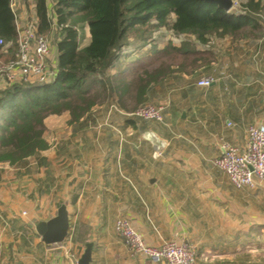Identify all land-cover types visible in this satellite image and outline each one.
<instances>
[{
    "label": "crops",
    "instance_id": "crops-1",
    "mask_svg": "<svg viewBox=\"0 0 264 264\" xmlns=\"http://www.w3.org/2000/svg\"><path fill=\"white\" fill-rule=\"evenodd\" d=\"M15 4L20 24L35 17L34 0ZM262 24L254 35L206 43L161 27L171 37L123 47L100 103L79 116H47L46 147L0 164V264H78L87 244L89 264H154L130 255L118 218L149 246L188 243L196 264H264V182L236 188L213 164L223 142L241 148L247 128L264 123ZM80 37L83 48L88 26ZM55 57L54 45L52 73ZM201 78L213 83L198 86ZM146 105L162 106V121L133 115ZM62 207L66 235L47 244L35 227Z\"/></svg>",
    "mask_w": 264,
    "mask_h": 264
},
{
    "label": "trees",
    "instance_id": "trees-1",
    "mask_svg": "<svg viewBox=\"0 0 264 264\" xmlns=\"http://www.w3.org/2000/svg\"><path fill=\"white\" fill-rule=\"evenodd\" d=\"M10 2L0 0V39L6 46V53L0 50L1 63L14 59L16 50ZM240 10L235 14L209 0H34L38 34L45 37L55 31L58 36L55 68L47 83L22 82L0 89V164L15 165L46 147L42 134L47 116L65 111L79 116L100 103L106 89L111 90L106 70L129 37L161 27L193 35L200 43L213 35H254L263 26L258 16L264 2L246 0ZM83 25L88 26L90 41L81 48Z\"/></svg>",
    "mask_w": 264,
    "mask_h": 264
},
{
    "label": "built area",
    "instance_id": "built-area-1",
    "mask_svg": "<svg viewBox=\"0 0 264 264\" xmlns=\"http://www.w3.org/2000/svg\"><path fill=\"white\" fill-rule=\"evenodd\" d=\"M10 6L15 16L16 50L14 59L0 64V89L22 82L47 83L53 75L48 67L50 44L44 36L38 34L35 17L20 24L15 11V0H11ZM5 48V43L0 39V50L6 53ZM212 83L211 78H201L197 85L208 87ZM162 111V106L146 105L137 108L133 115L162 121ZM221 150L222 155L213 164L234 187L255 189L264 182V123L247 128L243 147L223 142ZM114 230L133 257L141 256L154 264H196L195 248L186 242L164 241L159 247L149 246L127 218H118Z\"/></svg>",
    "mask_w": 264,
    "mask_h": 264
},
{
    "label": "water",
    "instance_id": "water-1",
    "mask_svg": "<svg viewBox=\"0 0 264 264\" xmlns=\"http://www.w3.org/2000/svg\"><path fill=\"white\" fill-rule=\"evenodd\" d=\"M217 3L226 11L231 10V0H209ZM36 232L41 236L43 242L47 244L61 242L67 232L68 222L64 207L58 210L57 216L48 222H41L36 225ZM91 244L86 245V249L78 261V264H89Z\"/></svg>",
    "mask_w": 264,
    "mask_h": 264
},
{
    "label": "rangeland",
    "instance_id": "rangeland-1",
    "mask_svg": "<svg viewBox=\"0 0 264 264\" xmlns=\"http://www.w3.org/2000/svg\"><path fill=\"white\" fill-rule=\"evenodd\" d=\"M28 1V0H25ZM31 1V0H29ZM232 2V6H231V11L234 12L235 14H240L239 12L240 10V6L246 2V0H231ZM26 13L28 14L29 9L26 8ZM258 19L260 21H262L264 23V12H262L259 16ZM142 32H139L138 34H141ZM165 34L167 37H171V34L169 32H164V31H160L159 32V28L158 29H153L151 31H149L147 34H144L143 36H139L137 35L136 37H129L128 38V43H135V41H146L149 42V40H152L156 35L158 34ZM57 34L54 32H52L50 34V36H45V38L48 40L49 44H50V51L52 50L53 46L55 45V41L57 40ZM50 55V54H49ZM1 59H0V64H4L1 63ZM48 67H49V59H48ZM51 70L49 69V72Z\"/></svg>",
    "mask_w": 264,
    "mask_h": 264
}]
</instances>
